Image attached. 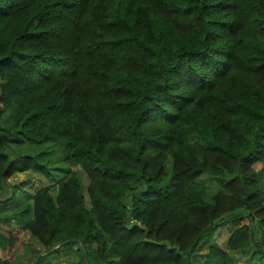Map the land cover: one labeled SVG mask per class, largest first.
Listing matches in <instances>:
<instances>
[{"label":"trees","instance_id":"1","mask_svg":"<svg viewBox=\"0 0 264 264\" xmlns=\"http://www.w3.org/2000/svg\"><path fill=\"white\" fill-rule=\"evenodd\" d=\"M26 172L37 264H264V0H0V204Z\"/></svg>","mask_w":264,"mask_h":264},{"label":"rangeland","instance_id":"2","mask_svg":"<svg viewBox=\"0 0 264 264\" xmlns=\"http://www.w3.org/2000/svg\"><path fill=\"white\" fill-rule=\"evenodd\" d=\"M254 169L256 171H262L263 167L262 165H255ZM262 184L264 188V173L262 176ZM206 185L209 189H213V185L210 183H206ZM48 186V183L35 173L26 172L15 175L11 179L7 180L3 185V195L5 197H9L14 193V201L8 202L7 204H0V211H5L18 205L21 203L23 196H32L38 190ZM52 195L55 197L54 191H52ZM247 224V221H242L238 225L229 224L224 226L212 234L211 241L223 248L231 233L242 225ZM0 234H5L6 236L11 235L24 244V246L16 244L14 247H8L5 250H0V264H8V261H10L13 256L20 261V264L34 263V255L36 251H40L41 248L18 225L12 221L0 220ZM208 247L209 244L204 243L199 248L198 254L206 253ZM71 253L72 250L70 249L61 251L59 255L51 257L47 264H79L80 258L78 256H72ZM231 256L237 264H249L251 260L253 261L257 257L253 254L252 250L232 253Z\"/></svg>","mask_w":264,"mask_h":264},{"label":"water","instance_id":"3","mask_svg":"<svg viewBox=\"0 0 264 264\" xmlns=\"http://www.w3.org/2000/svg\"><path fill=\"white\" fill-rule=\"evenodd\" d=\"M244 215L247 216L246 214H244ZM251 226H252V228H253V224H251ZM63 245H64V244L61 243V244L57 245V247H56L55 249H59V248L62 247ZM48 254H49L48 252L40 253V254L36 257V259H35V261H34L33 264H37V262H38V260H39L40 258H43V257L47 256Z\"/></svg>","mask_w":264,"mask_h":264}]
</instances>
